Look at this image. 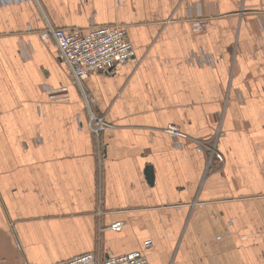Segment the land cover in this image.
Segmentation results:
<instances>
[{
    "label": "crops",
    "instance_id": "obj_1",
    "mask_svg": "<svg viewBox=\"0 0 264 264\" xmlns=\"http://www.w3.org/2000/svg\"><path fill=\"white\" fill-rule=\"evenodd\" d=\"M195 20L207 23L198 33ZM93 25L125 27L135 51L84 82L109 125L99 140L42 37ZM199 52L215 65L192 64ZM43 87L67 91L58 101ZM137 251L150 264H264V0L0 6V264Z\"/></svg>",
    "mask_w": 264,
    "mask_h": 264
},
{
    "label": "built area",
    "instance_id": "obj_2",
    "mask_svg": "<svg viewBox=\"0 0 264 264\" xmlns=\"http://www.w3.org/2000/svg\"><path fill=\"white\" fill-rule=\"evenodd\" d=\"M28 0H2L0 6L17 4ZM206 26L205 21H193V30L202 31ZM43 39L52 38L58 45L60 58L66 63L72 75L73 84L76 85L88 106L89 128L96 139H100V134L108 127L105 119L90 110V100L84 89V82L91 75L105 74L114 75L120 67L126 63L135 61V51L128 38V31L122 26L98 27L93 25L86 33L81 31H65L54 29L49 26L48 31L42 35ZM192 64L199 66H214L213 58L204 52L192 54L189 57ZM54 99L59 92L67 89H54L43 87ZM175 141L188 140L189 136L175 126L169 125L164 129ZM40 141V139H38ZM178 143V141L176 142ZM180 146V145H177ZM199 151L201 149H198ZM221 159V156L217 154ZM123 223L119 222L111 226L116 232L122 230ZM153 247L152 241L144 243V248ZM57 264H150L142 251L123 254L119 256H107L103 253H87Z\"/></svg>",
    "mask_w": 264,
    "mask_h": 264
},
{
    "label": "water",
    "instance_id": "obj_3",
    "mask_svg": "<svg viewBox=\"0 0 264 264\" xmlns=\"http://www.w3.org/2000/svg\"><path fill=\"white\" fill-rule=\"evenodd\" d=\"M147 174V180L149 182V184L153 185L154 184V174H153V170L152 168H148L146 171Z\"/></svg>",
    "mask_w": 264,
    "mask_h": 264
},
{
    "label": "rangeland",
    "instance_id": "obj_4",
    "mask_svg": "<svg viewBox=\"0 0 264 264\" xmlns=\"http://www.w3.org/2000/svg\"><path fill=\"white\" fill-rule=\"evenodd\" d=\"M206 24H207V23H206ZM193 31H194V30H193ZM194 32H195V31H194ZM198 32H199V31H196V33H198ZM106 123H107V122H106ZM108 126H109V125H108ZM101 136H102V133L100 134V138H101ZM201 148H202V147H199V149H201ZM209 150L213 152V147H210Z\"/></svg>",
    "mask_w": 264,
    "mask_h": 264
}]
</instances>
